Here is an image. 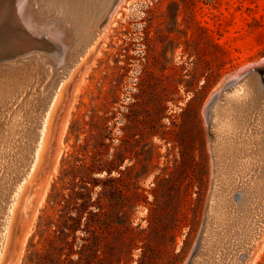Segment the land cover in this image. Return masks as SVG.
Here are the masks:
<instances>
[{
    "label": "rangeland",
    "instance_id": "1",
    "mask_svg": "<svg viewBox=\"0 0 264 264\" xmlns=\"http://www.w3.org/2000/svg\"><path fill=\"white\" fill-rule=\"evenodd\" d=\"M115 19L61 88L0 264H183L195 243L203 106L264 56V0H123Z\"/></svg>",
    "mask_w": 264,
    "mask_h": 264
},
{
    "label": "bare ground",
    "instance_id": "2",
    "mask_svg": "<svg viewBox=\"0 0 264 264\" xmlns=\"http://www.w3.org/2000/svg\"><path fill=\"white\" fill-rule=\"evenodd\" d=\"M89 1L93 7L90 23L92 25L95 22L96 25V12H100L107 2L109 5L113 0ZM122 2L123 0L111 11L99 30L86 33L81 38L87 47L75 66L84 64L96 42L109 32L107 29L110 23L116 21V9ZM72 75L73 73L70 77ZM48 76V68L36 60L29 59L16 65L0 64V258L4 246L6 247L7 236L9 237L15 203L19 194L22 195L20 192L25 181L40 161L47 141L46 133H49V119L54 108H57L55 106L62 92L61 88H64L65 82H62L51 99L46 101ZM211 132L219 171L211 208L215 217H218V225H222L231 208L227 191L223 193L224 187L229 190V187L249 181L264 164V76L248 75L239 86L222 93L212 109ZM224 232L223 229L222 236ZM227 234L226 231L224 237ZM217 235H210L209 245H212ZM212 249L213 246H208L201 252V256L209 257ZM260 250L259 246L257 252ZM257 252L250 264H253ZM200 259L202 258L199 256L198 261ZM213 260L211 264H220L216 252H213Z\"/></svg>",
    "mask_w": 264,
    "mask_h": 264
},
{
    "label": "water",
    "instance_id": "3",
    "mask_svg": "<svg viewBox=\"0 0 264 264\" xmlns=\"http://www.w3.org/2000/svg\"><path fill=\"white\" fill-rule=\"evenodd\" d=\"M120 1L113 0L109 5L107 2L105 8L96 12V25L95 22L91 25L93 7L89 0H0V64L16 65L31 59L48 68L45 95L46 101L50 100L62 82L70 78L86 51L81 38L99 30ZM252 74L264 76V56L227 75L203 106L212 175L202 224L183 264H211L213 252L219 256L220 264H249L264 237V164L249 181L229 190L223 186V193L227 191L231 202L224 224L218 225V217L211 208L219 172L211 132L212 109L223 92L239 86ZM223 229L224 234L228 232L226 237L222 236ZM214 233L218 234L216 240L209 245L210 235ZM208 246H213L212 254L201 256Z\"/></svg>",
    "mask_w": 264,
    "mask_h": 264
}]
</instances>
